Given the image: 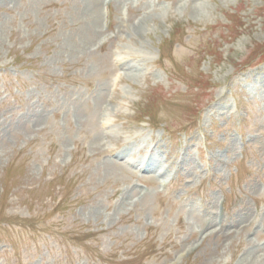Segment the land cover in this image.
<instances>
[{"label": "rangeland", "instance_id": "374dc122", "mask_svg": "<svg viewBox=\"0 0 264 264\" xmlns=\"http://www.w3.org/2000/svg\"><path fill=\"white\" fill-rule=\"evenodd\" d=\"M0 264H264V0H0Z\"/></svg>", "mask_w": 264, "mask_h": 264}, {"label": "bare ground", "instance_id": "6f19581e", "mask_svg": "<svg viewBox=\"0 0 264 264\" xmlns=\"http://www.w3.org/2000/svg\"><path fill=\"white\" fill-rule=\"evenodd\" d=\"M159 166V165H158Z\"/></svg>", "mask_w": 264, "mask_h": 264}]
</instances>
